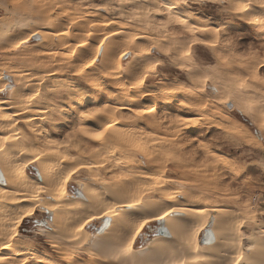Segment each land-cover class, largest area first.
<instances>
[{
  "label": "rangeland",
  "instance_id": "obj_1",
  "mask_svg": "<svg viewBox=\"0 0 264 264\" xmlns=\"http://www.w3.org/2000/svg\"><path fill=\"white\" fill-rule=\"evenodd\" d=\"M171 1L174 5L178 3L181 9L176 7V10L179 9L182 17L179 16L180 13H176L174 17L169 12L165 6L167 0L163 2L162 0H0V76L4 77L0 79V84H3L1 88L6 89V94L0 93V97L8 98L15 86L20 94H23L21 91L23 87L26 88L23 92L28 90L27 102L20 101L21 104L18 101L19 107L24 105L21 107L27 109L26 112L30 115L32 109L38 112L37 119L32 122L33 125L24 129L26 135L29 136L27 133L36 129L31 135L35 134L34 137L39 138L43 144H47L50 140L63 142L75 129L95 122L83 120L80 117L82 110L108 104L114 116L113 129L138 130L143 134L141 139L144 144L136 153L129 148L111 144L119 149L118 152L116 150L117 153L113 151V154L103 153L100 156L106 162V177L99 168L92 171L95 172L93 178L84 175L83 172L74 174L65 193L66 196L77 198L80 214L77 211H75L76 215L70 212L67 213L70 215H63L64 213L61 212L62 215L54 214L37 206L33 216L26 218V222L21 221L15 229L16 236L10 243L12 250L10 264H117L118 261L109 258V249L118 247L127 238L120 234L117 223H114L103 235H100V229L103 227L100 221L93 222L95 231H89L86 227L80 235L78 233L71 236V230L74 223L84 218L86 207L106 206L107 202L120 201L125 195L123 190L128 186L123 181L132 182L131 186L135 188L145 186L138 181L139 186L129 172H122L123 165H125L124 169H140L158 175L162 180L165 179L163 188H160L161 186L158 188L160 185L158 184L150 189L154 185L149 184L148 189L144 187L139 191L140 194L144 191L149 193L144 197V201L145 207L154 205L149 209L150 211H161L163 206L167 205L157 196L159 194H154L160 190L168 194L174 193L171 205L202 207L205 209L208 222L210 218L214 219L215 227L212 230L216 244L204 249V244L211 242V239L207 238L205 226L201 227L197 231L196 239L199 246L203 247V251L202 249L198 253L190 251L189 256L185 258L190 264H232L233 254L236 251L233 250L236 248L233 243H236L237 237L239 245L243 247L248 245L252 238L256 239L253 235L264 237V144L253 135V130L259 129L261 124H264V8L259 7L257 0H253L251 5H248L247 0ZM242 7L244 11H240ZM184 9L191 12V18L186 15ZM183 12L186 14L184 15ZM244 18H251L252 22L255 20L256 22L250 25ZM95 19L96 22L100 19L114 20L120 30L116 28L115 30L108 28L109 31L100 30L101 32L98 29L83 30L86 20L92 22ZM178 20L184 22L177 23ZM74 23L76 25H73ZM78 23L81 26H77ZM161 23L168 24L166 31L160 29ZM195 24L204 28L210 27L211 32H193L191 28ZM41 26L44 28L47 26L48 30L51 28L61 30L62 36L65 37L63 40L68 43L72 41V35L79 33L77 40L80 43L74 44L80 45L73 46L71 50H64L60 53L61 56L56 55L54 41L43 39L41 42L40 36L33 39L26 38L29 32ZM77 27H81L82 30L71 33ZM92 32H95L93 41L92 38L87 40L89 33ZM111 32L115 34L111 35ZM131 32L138 33L143 39L129 40L134 36L129 35ZM21 39L26 43L15 47L16 41L20 42ZM40 43L44 44L43 48ZM48 45L49 47H45ZM51 48L53 50L50 51ZM107 49L111 51L107 53ZM121 50L130 52L131 56L121 57L116 65L114 58L122 52ZM160 51L164 54L158 55ZM75 52H78L79 57L74 55ZM174 52L176 53L173 54ZM186 53L190 54L186 55ZM104 54L108 59H105L106 63L102 59ZM75 57L77 58L74 59ZM72 58L75 61L70 62ZM91 58L93 59L90 62ZM103 65L105 68L106 66L111 68L112 87L107 86L108 82L103 79H95L99 67ZM14 70L22 74L25 72L23 79L21 78L22 80L16 85L10 76L12 71L15 72ZM33 72L50 76L49 82L39 81L40 84L34 82L37 87L39 86L34 87L32 81L31 83L30 80H26ZM58 76L68 79L72 91L75 89L74 98L69 106L60 104L63 94L68 92L67 89L55 86L49 91V95L44 92V87ZM24 80L28 83L26 84ZM10 84L14 87L10 88ZM42 85L45 86L42 88ZM212 88L218 89V92H212ZM132 90L135 92L128 95L127 93ZM42 92L44 95L40 96ZM114 93L124 96L123 99L114 97ZM146 94H149L150 101L144 105L141 99L148 98ZM106 97H112L115 103L109 101L107 103ZM170 97L176 102L166 105L165 101ZM20 98L21 96L16 97V99ZM35 98L38 99L34 102ZM114 98L120 100L117 103L132 110H118L120 104L118 105ZM36 101H39L38 104ZM28 102L34 103L25 104ZM228 104L232 105L230 109ZM58 106L61 107L60 110L57 109ZM146 106L156 108L153 110L156 117L150 114L144 115ZM138 112L142 114L138 115ZM183 116L197 119L194 122L190 121L192 123L189 126L174 124V119ZM28 118L25 117V120L27 121ZM154 118L159 119L155 121ZM76 136L69 143V147L62 149L65 151L61 152L69 156L72 154L70 156L72 160L73 156L75 160V152H70L69 149H72L70 145ZM81 154L87 155L85 152ZM60 159L63 157L60 156ZM133 166L134 168H131ZM22 170L32 178L40 180L36 165L30 164ZM119 177L123 179H118ZM79 182H83L85 186L92 185L89 187L91 196L88 199L91 201L87 199V203H91L88 205H85L80 194ZM128 196L127 199L132 200L130 199L132 195L130 198ZM125 210L138 211V209ZM49 217H54V223L52 219H48ZM45 220H48L47 228L33 224V221ZM237 223L241 225L239 228ZM176 224L177 226H174ZM176 224L170 223L168 226L171 235L166 236L165 241L158 240L160 236L165 237L158 229L151 230V235L146 238L138 237L132 248L138 250L147 248L139 260L130 259L129 264H164L171 259L178 257L181 259L180 247L185 240H188L184 235L188 226L177 222ZM252 228H258L260 233H254L251 231ZM6 230L0 231V243L7 240L8 230ZM249 230L253 234L248 233ZM97 234L100 236L90 247L89 241ZM76 237L78 238L75 239ZM261 252H256L244 264H264V251ZM7 262L9 263L7 260L5 264H8Z\"/></svg>",
  "mask_w": 264,
  "mask_h": 264
},
{
  "label": "bare ground",
  "instance_id": "obj_2",
  "mask_svg": "<svg viewBox=\"0 0 264 264\" xmlns=\"http://www.w3.org/2000/svg\"><path fill=\"white\" fill-rule=\"evenodd\" d=\"M166 1V0H165ZM178 1V0H177ZM176 4V3H175ZM165 6H166V8L169 10V12L174 16V15H176V13L177 14H179L180 13V11H179V9H181V8H179L178 7V3L176 4V5H174V3H173V1H171V0H167V2L165 3ZM176 7H178L179 9H178V11L176 10ZM184 11L187 13H185L187 16L189 15V17H190V15H191V12H189L188 10H186V9H184ZM183 14H184V12H183ZM184 14V15H185ZM94 17H95V15H93ZM179 16H181V13H180V15ZM104 17V16H103ZM175 17V16H174ZM177 17H178V15H177ZM182 17V16H181ZM256 17V16H255ZM78 18V17H77ZM93 18V17H92ZM191 18V17H190ZM264 18V17H263ZM90 19V18H89ZM94 19V18H93ZM102 19H104V18H102ZM189 19V18H188ZM245 20L247 19V18H244ZM253 19V18H252ZM257 19V18H256ZM25 20V19H24ZM81 20V19H80ZM183 20V19H182ZM259 20V19H258ZM26 21V20H25ZM94 21V20H93ZM91 22V21H89V20H86L85 22L86 23H84V24H86L84 27H82L83 28V30L85 29V31H87V30H96V29H98L99 31L100 30H103V31H109V29L108 28H113L114 30H115V28L116 29H119L118 27L119 26H117V24H116V22L114 21V20H98L99 22H96V19H95V21L94 22ZM20 22H22V21H20ZM84 22V21H83ZM119 22V21H118ZM246 22H249V24L251 25V23H255L256 22V20L255 21H253L252 22V20H251V18H249V19H247L246 20ZM80 23V22H79ZM77 24V26L78 25H80V24ZM196 23V22H195ZM254 23H253V25H254ZM82 24V23H81ZM185 24V23H184ZM187 24V23H186ZM257 24V23H256ZM41 25V24H40ZM39 25V26H40ZM73 25H76L75 23L73 24ZM189 25V24H188ZM192 25V24H191ZM199 25V24H198ZM30 26V25H29ZM81 26V25H80ZM122 26V25H121ZM196 24L194 25V26H192L193 28H191L192 30H193V32L194 31H196V32H199V33H203L202 31H199L198 29L199 28H202V27H200V26H196ZM4 27V26H3ZM47 26H45V28L44 27H39V28H37V30L35 29V31H32V32H29L28 34H27V36H26V38L28 39L29 38V35H31L33 32L34 33H36L37 34V36H40L41 37V42H42V40L44 39H47V41L49 40V41H54V47H56L55 48V54L57 55V54H59L60 55V53L61 52H63L64 50H71L72 49V47L73 46H78V45H80V44H74V43H80V41L79 40H77V36H78V34H76L75 36H73L71 33H74V31H76V30H78V31H80V30H82L81 29V27L79 28V27H77V28H74V30H72V32L70 33V35H72V41H70L69 43L68 42H66V41H64L63 40V38H65V37H63L62 36V34H60V35H55V33H63V32H61V30H52V28H51V30H48L47 28H46ZM58 27V26H57ZM76 27V26H75ZM204 28V27H203ZM208 29L210 28V27H207ZM50 29V28H49ZM120 30V29H119ZM128 30H129V28H128ZM131 30V29H130ZM211 30H212V28H211ZM3 32V31H2ZM96 32V31H95ZM94 32V33H95ZM101 32V31H100ZM122 32V31H121ZM121 32H120V34H121ZM208 32H211V31H208ZM94 33L92 32V33H89V36L87 37V40H89V39H91L92 41H93V39H94ZM112 33L113 32H111L110 34L112 35ZM207 33V32H206ZM65 34V33H64ZM19 35V34H18ZM124 35V34H123ZM128 35V34H127ZM130 36H132V35H134V36H132V38H129V40L130 39H132L133 41H136V40H140V39H143V37L141 36V35H139L138 33H136V34H134V32H131V34H129ZM20 37V36H19ZM67 37V36H66ZM25 39V38H24ZM65 40H67V39H65ZM71 40V39H70ZM84 40V39H83ZM113 40V39H112ZM119 40V39H118ZM128 40V39H127ZM39 41V42H40ZM110 41V40H109ZM13 42V41H12ZM14 43V42H13ZM20 42H18V41H16V43H15V47H17V44H19ZM110 43V42H109ZM115 43V42H114ZM140 43V42H139ZM11 44V43H10ZM40 44H42V48H43V43H40ZM39 44V45H40ZM65 44H67L68 45V47H65ZM134 44H135V42H134ZM133 44V45H134ZM167 43L165 42V45H166ZM14 45V44H13ZM21 45V44H20ZM38 45V46H39ZM82 45V44H81ZM86 45V44H85ZM117 45V44H116ZM127 45V44H126ZM38 46H36V49H37V47ZM87 47H89L88 45H86ZM20 47V46H19ZM33 47V46H32ZM31 47V48H32ZM45 47H49V45L48 46H45ZM80 47V46H79ZM107 47V46H106ZM114 47V46H113ZM129 47V46H128ZM170 47V46H169ZM172 47V46H171ZM11 48V47H10ZM26 48V47H25ZM126 48V47H125ZM110 49V48H109ZM118 49V48H117ZM160 49H162V48H160ZM165 49H166V47H165ZM169 49V48H168ZM175 49V48H174ZM51 50H53L52 48L50 49V51ZM106 50V49H105ZM104 50V51H105ZM116 50V49H115ZM171 50H173L172 48H171ZM111 50H108L107 49V53L108 52H110ZM122 51V50H121ZM175 51V50H174ZM179 51V50H178ZM66 52V51H65ZM113 52V51H112ZM112 52H111V54H112ZM39 53V52H38ZM54 53V52H53ZM78 52H75L74 53V55L76 54V55H78L77 57H79V54H77ZM125 53V51H122L121 53H119V55L118 56H116L114 59H115V61H116V65H118V63L120 62V59H121V57L123 56V54ZM176 52H174L173 54H175ZM93 54V53H92ZM106 54V53H105ZM105 54L102 56L103 58V61H104V63H106L107 61H105V59L106 60H108L106 57H104L105 56ZM162 55V54H164L162 51H160V52H158V55ZM166 54V53H165ZM36 55V54H35ZM50 55V54H49ZM58 55V56H59ZM75 55V56H76ZM144 55H145V53H144ZM147 55V54H146ZM34 56V55H33ZM51 56H52V54H51ZM61 56V55H60ZM107 56V55H106ZM109 56V55H108ZM148 56V55H147ZM35 57V56H34ZM49 57V56H48ZM69 57V56H68ZM77 57H75L74 59H76ZM85 57V56H84ZM83 57V58H84ZM92 57V56H91ZM64 58V57H63ZM67 58V57H66ZM86 58H87V56H86ZM149 58H151V57H149ZM68 59V58H67ZM73 58H72V60H70V62L71 61H75ZM92 59L93 58H91V60H90V62L92 61ZM78 60V59H77ZM77 60H76V62H77ZM143 60V59H142ZM83 61V60H82ZM110 61V60H109ZM113 61V60H112ZM155 61V60H154ZM69 62V61H68ZM75 62V63H76ZM85 62V61H84ZM83 62V63H84ZM86 62H89V61H87L86 60ZM99 62V61H98ZM149 62V61H148ZM80 63V62H79ZM78 63V64H79ZM53 64H54V62H53ZM72 65H74L73 63H71ZM144 64V63H143ZM52 65V64H51ZM67 65V64H66ZM65 65V66H66ZM83 65V64H82ZM91 65V64H90ZM93 65V64H92ZM91 65V66H92ZM105 65V64H104ZM104 65L103 66H101V67H99L100 68V70H99V72H97V74L95 75V77H97V78H95V79H97V80H100V79H103L104 81H107L108 83H107V86H109V87H112V79H111V68H109L108 66H106V68L104 67ZM64 66V65H63ZM71 67V66H70ZM88 67H90V66H88ZM51 68V67H50ZM67 68V67H66ZM85 68V67H84ZM98 69V68H97ZM91 70V69H90ZM15 72H13L12 71V74H10V76L12 77V79H13V81H15V85H16V83L18 82V81H20V80H22L23 78V75H25L24 73L22 74V72L21 73H19L18 71L16 72V70H14ZM127 71V70H126ZM27 72V71H26ZM29 72H31V71H29ZM122 72V71H121ZM124 72V71H123ZM127 73V72H126ZM28 74V73H27ZM113 74V73H112ZM129 74V73H128ZM130 76V75H129ZM50 77V76H49ZM48 76H44V75H39V73L38 74H36V73H30L29 75H28V78H26V80H30L29 82H31L32 83V85L34 86V87H37V85H35L36 83H34V82H38L39 83V81L41 82H45L46 83V81H48L49 82V80L50 79H48L49 78ZM119 77V76H118ZM22 78V79H21ZM93 78V77H92ZM113 78V77H112ZM123 78V77H122ZM24 79H25V77H24ZM134 79V78H133ZM114 80V79H113ZM131 80V79H130ZM135 80H137V79H135ZM129 81V80H128ZM22 82V81H21ZM24 82H25V80H24ZM41 82V83H42ZM103 82V81H102ZM26 83V82H25ZM23 83L24 84V86L28 83ZM37 83V84H38ZM77 83V82H76ZM80 83H82V82H80ZM94 83V82H93ZM98 83H99V81H98ZM121 83H123V82H121ZM129 83H132V82H129ZM137 83V82H136ZM40 84V83H39ZM87 84V83H86ZM133 84H135V83H133ZM2 83L0 84V88L2 87ZM31 85V84H30ZM29 85V86H30ZM89 85H91V84H89ZM126 85V84H125ZM130 85V84H129ZM18 86H19V83H18ZM27 86V85H26ZM32 86V87H33ZM43 86H45V85H42L41 87L43 88ZM55 86H60V87H62V88H64V90L65 89H67L68 90V92H66L65 94H63V96H62V98L60 99L61 101H60V104H63V105H66V104H68V106H69V104L71 103V100L74 98V90L72 91V89L70 88L71 87V83L70 82H68V79H66L65 77H61V76H58V77H56V79L53 81V82H51V83H49V85L47 86V87H44L45 89H44V92H46L47 94L49 93V91H51L52 89H53V87H55ZM127 86V85H126ZM131 86V85H130ZM134 86V85H133ZM31 87V88H32ZM39 87V86H38ZM37 87V88H38ZM83 87V86H82ZM101 87V86H100ZM104 87V86H103ZM113 87H115V86H113ZM68 88H70L71 90L69 91V89ZM74 88V87H73ZM87 88V87H86ZM119 88V87H118ZM148 88V87H147ZM23 90H21V87H20V90L22 91V93L23 94H20V92H18V88H16V86L14 87V89H12V91H11V93L9 94V97L8 98H3V102H0V134H3V133H5V132H10V133H17V130H19L18 131V135H19V137H20V139H18V140H15L14 141V147H13V151H15L16 152V156L15 157H13V156H11V155H5L4 153H0V172L3 174V176H2V179L3 180H6L7 181V183L5 184V183H1L0 182V231L1 230H6L7 231V233H8V235H6L7 236V240L6 241H4V242H1L0 243V255H2V256H6L8 259H6V261L8 260V261H10L9 259H11V256H12V250H11V240L12 239H8V237L9 236H13V237H15L16 236V231H15V229H16V227H17V223H15V221H17V220H19V215H20V212H21V204H24L25 206L26 205H28V204H32L33 203V201L32 200H25L24 199V195L23 194H28V195H31V194H33V191H34V188L35 187H39V186H44V185H46V186H49V187H51L52 186V183H53V178H55L56 180H58L59 179V174H60V172H61V170H63L64 172H66L67 171V168L65 167V166H69L70 164L69 163H67L68 161H63V159H60V157L59 158H57V157H41V159H43V160H57V159H59L60 161H62V164H61V166H60V168H57V167H55L54 165H52V164H48V165H44V164H41V162L39 161V160H35L34 161V165H36L37 166V168H38V170H39V173H40V175H42L43 176V185H40L39 184V180H37L36 178H32L31 176H29L28 174H26L25 173V171H23L22 169H23V165L22 164H20V161H22V160H24V158H25V156H29V155H33L38 149H45V150H48V144H49V142L47 143V144H43L42 142H41V140L39 139V138H35L36 137V135L35 134H33V136L31 135L32 133V131L33 130H36V129H32V131H30L29 133H27L29 136H27L26 135V132L24 131V129L26 130V128L29 126V125H33L32 124V122L34 121V120H36L37 119V112L38 111H36V110H34V109H32L31 111H30V113H31V115L30 114H28L27 112V109H25L24 107H21V106H24V105H21L20 107H19V103H18V101L20 102V101H25V102H27L26 100H27V98H26V96L28 95V90H26L25 92H23L26 88H22ZM94 89V88H93ZM127 89H130V88H127ZM164 89H166V88H164ZM19 90V91H20ZM43 90V89H42ZM91 90V89H90ZM114 90V89H113ZM119 90V89H118ZM118 90H116V91H118ZM38 91V90H37ZM79 91V90H78ZM120 91V90H119ZM138 91V90H137ZM36 92V91H35ZM38 92H41V91H38ZM133 92H135V91H131V92H128L127 94L128 95H132L133 94ZM78 93V92H77ZM113 93V92H112ZM35 94V93H34ZM33 94V95H34ZM151 94V93H150ZM18 95V96H17ZM30 95V94H29ZM40 95V94H39ZM42 95H44V93L42 92L41 93V95L40 96H42ZM49 95V94H48ZM149 95V94H148ZM147 94H146V96L148 97V98H146V97H144L143 99H141V103H143L144 105H146V103H148L149 101H150V97L148 96ZM13 96V97H12ZM21 96V98L20 99H16V97H20ZM32 96V95H31ZM35 96H36V94H35ZM38 96V95H37ZM47 96V95H46ZM108 96V95H107ZM113 96L114 97H117V98H119V99H123V97L124 96H122V95H120V94H118V93H114L113 94ZM28 97V96H27ZM29 98V97H28ZM33 98V97H32ZM42 98V97H41ZM38 99V98H37ZM36 98L33 100L34 102H35V100H37ZM46 99V98H45ZM106 99H107V103H108V101L109 102H112V103H115V102H113V100H112V97L111 98H109V97H106ZM115 99L116 98H114V101H115ZM29 100H31V98L29 99ZM28 100V101H29ZM41 100V99H40ZM44 100V99H43ZM47 100V99H46ZM45 100V101H46ZM117 101H116V103L118 102V101H120V100H118V99H116ZM125 101H126V99H125ZM128 101V100H127ZM22 102H20L21 104H22ZM34 102H31L32 104L34 103ZM37 102H39V101H36V104H38ZM42 102V101H41ZM176 102V100L173 98V97H170L169 99H168V101H165V103H166V105L168 104V105H170V104H172V103H175ZM30 103V104H31ZM129 103V102H128ZM25 104H28V105H30L29 104V102L28 103H25ZM42 104V103H41ZM59 104V105H60ZM118 105L120 104V103H117ZM143 104H140V105H143ZM150 104H151V102H150ZM35 105V104H34ZM43 105H44V103H43ZM108 105V104H107ZM117 105V106H118ZM71 106V105H70ZM28 107H30V106H28ZM119 108H118V110L119 109H121V110H132V109H130V108H128L127 106H124L123 104H120L119 106H118ZM147 107V106H146ZM33 108H34V106H33ZM36 108V107H35ZM37 108H38V106H37ZM40 108V107H39ZM73 108V107H72ZM117 108V107H116ZM115 108V109H116ZM132 108V107H131ZM141 108H143L142 106H141ZM58 110H60L61 109V107L60 106H58V108H57ZM112 109H114V108H112ZM136 109V108H135ZM138 109V108H137ZM146 109V110H145ZM154 109H156L155 107H150V108H144V110H145V112H146V114H144L145 116L148 114V116H149V114L150 115H153L154 117H156L155 115V113L153 112V110ZM29 110V109H28ZM44 110V109H43ZM117 110V109H116ZM184 110V109H183ZM27 111V112H26ZM140 111V110H139ZM17 112H19L20 114L19 115H16V113ZM109 112H110V116L109 117H97V120H94L95 122L94 123H89L90 125H93L95 128H99V127H102L103 125L100 123V121H102V120H107V121H109L110 123H112V125L114 124V116H113V112H112V110H111V107H109ZM131 113H133L132 111H131ZM144 113V112H143ZM116 114V113H115ZM36 115V116H35ZM56 115V114H55ZM29 117L28 118V120L26 121L25 120V117ZM169 116V115H168ZM167 116V117H168ZM177 116V115H176ZM166 117V116H165ZM184 117V116H183ZM178 118H180V117H177V119ZM155 119V121L156 120H158L159 118H154ZM13 120H15V121H18V123L16 124V127L15 128H10V124H11V122L13 121ZM67 120V119H66ZM162 120V119H161ZM175 120V119H174ZM83 122V121H82ZM93 122V121H92ZM34 123V122H33ZM39 123V122H38ZM192 122H189V123H187V124H185L186 126H189L190 124H191ZM88 124V125H89ZM35 125V124H34ZM122 125V124H121ZM156 125H158V124H156ZM132 127H134V126H132ZM140 127V126H139ZM147 127V126H146ZM149 127V126H148ZM136 128V127H135ZM124 129V128H123ZM85 130H93L92 128H86ZM35 133V132H34ZM120 134H123L128 140H129V145H124V144H121L120 142H119V140L117 139V137L120 135ZM141 134H142V132H141ZM141 134H140V132H138V130H132V129H125V130H117L115 133L113 132V130L112 129H110L109 130V135L106 137V141L107 142H105V141H91V140H88L86 137H83V136H76V138H75V140L71 143V145H70V147L72 148V149H69L70 150V152H75V160H74V156H73V160L75 161L74 162V164H79L80 162H83V163H86V164H102L103 165V167H93V168H91V169H88V168H83V169H81V171L80 172H83V174L84 175H89L91 178H93V176H94V174H95V172L93 173L92 171H95V169L96 168H99L101 171L100 172H103V175H104V177H106V173H105V165H106V162L104 161V159L103 158H100V156H101V154H105V155H107V153H114V152H116V150H117V147L115 148L113 145H111V144H117L118 146H121V147H124V148H129V149H131L132 151H134L135 153L136 152H138L139 150H141L142 149V145H144L143 144V140L141 139ZM33 137V138H31V136ZM143 135V134H142ZM35 136V137H34ZM46 142V141H45ZM140 143H142V144H140ZM94 144H96V145H94ZM5 147H7V146H5ZM85 148H87V149H85ZM90 148H92V149H90ZM25 149H27V151H25ZM144 149V148H143ZM56 151H58V152H64V151H62V149L60 150V149H55ZM107 150H109V151H107ZM119 150V149H118ZM118 150H117V152H118ZM114 151V152H113ZM21 152H23V155H21L20 153ZM83 152H85L87 155H82L81 153H83ZM116 152V153H117ZM72 155V154H71ZM70 155V156H71ZM119 156H120V154H118ZM62 156V155H61ZM122 156V155H121ZM120 156V157H121ZM63 157V156H62ZM33 158H34V155H33ZM72 158V157H71ZM71 160V162H73V160L72 159H70ZM71 166V165H70ZM124 167H125V165H123L122 166V168H121V171L122 172H129L131 175H133V177H134V180L137 182V184H138V181H140L139 183H141V185L142 184H145V188H149L148 186H149V184H151V185H154V186H152V187H150V189L152 188H154V187H156L155 185H157L158 186V184H160L159 186H158V188L160 187V188H163V186H164V181H165V179L164 180H162V179H160L159 181H156V180H151V179H149V177H152V176H154L152 173H148L147 171H144V170H140V169H138V170H136V169H132V170H130V169H127V168H125L124 169ZM131 168H134V166L133 167H131ZM143 169V168H142ZM78 173V172H77ZM98 174V173H97ZM102 174V173H101ZM156 176V175H155ZM158 176V175H157ZM96 177V176H95ZM94 177V178H95ZM88 179V178H87ZM90 180H92V179H90ZM94 180V179H93ZM92 180V181H93ZM90 182V181H89ZM144 182H147V183H144ZM123 183L125 184V185H128L127 187H125V190H123V192L125 193V195H124V197L121 199V200H124L125 198H127V196H128V194H129V198H130V196L132 195V194H136V196L137 197H139V191H140V189L141 188H144L143 186L140 188V187H138L137 185V188H135L134 186H131L132 185V182H128V181H123ZM135 183V182H134ZM155 183V184H154ZM130 184V185H129ZM87 185V184H86ZM139 186H140V184H138ZM79 186H80V194L82 193V196H83V198L84 197H87V199L88 198H90V190H89V187L90 186H92L91 184H88L87 186H85L84 185V183L83 182H79ZM94 186V185H93ZM133 187V188H132ZM135 188V189H134ZM157 188V189H158ZM166 190H169V189H166ZM96 191V190H95ZM160 191V190H159ZM157 191L156 193H154V194H159V195H157L159 198H161V200L163 201V202H165V203H167V205H169L170 204V202H171V200H172V198L174 197V193H170L169 192V194L168 193H164V191L162 192V191ZM159 192V193H158ZM166 192V191H165ZM174 192V191H173ZM123 193V194H124ZM93 195H94V193H92ZM45 194H41V196H44ZM52 195L54 196L55 195V193H52ZM94 196H96V195H94ZM132 197L133 196H131V198L130 199H132ZM92 198V197H91ZM77 198H75V197H71L70 195H67L66 196V194H65V196L63 197V198H60V199H57L56 200V205H58V206H54L53 204H52V202L51 201H49L46 197L42 200V201H36L35 203L37 204V206H41L42 208H45V209H48V212H53L54 214H57V213H59V214H63V215H65V214H67V213H71V214H74L75 213V215H76V212L75 211H77V212H79V214H80V210H79V208H78V206H80V205H78V203H76L77 202V200H76ZM94 199V198H93ZM92 199V200H93ZM90 199H88V201H89ZM95 200V199H94ZM128 201H132V200H129V199H127ZM91 201V200H90ZM78 202H80V201H78ZM80 203H83L82 201L80 202ZM88 203H91V202H88ZM88 203H87V205H88ZM78 205V206H77ZM86 205V204H85ZM90 205V204H89ZM166 204L163 206V208L164 207H166L167 206ZM173 205H176V204H173ZM187 207V206H186ZM162 208V209H163ZM191 208H193V209H201L202 207H191ZM161 209V210H162ZM202 209H204V208H202ZM130 210V209H129ZM82 211V210H81ZM83 211H84V209H83ZM123 211V210H122ZM126 211V210H125ZM61 212V213H60ZM156 212H160V210H158V211H156ZM216 213H217V211H216ZM61 214V215H62ZM67 215H70V214H67ZM66 215V216H67ZM84 215H86V212L84 213ZM219 215V214H218ZM57 216V215H56ZM60 216V215H59ZM82 217H83V215H82ZM81 217V218H82ZM26 218H28V217H26ZM25 218V219H26ZM61 218V217H60ZM73 218V217H72ZM77 218V217H76ZM78 218H80V217H78ZM115 218H117V217H115V215H113L112 216V219L114 220ZM189 218H196L195 216H193V217H189ZM188 218V219H189ZM219 218V217H218ZM71 219V218H70ZM83 219V218H82ZM82 219H79V221L80 220H82ZM202 221H203V223H201L199 226H198V228L197 229H195V230H193V229H191V230H193L194 232H195V234L193 235V237L191 238V240H185L184 242H183V244L181 245V247H180V249H181V251L180 252H182V256H181V260H183L184 261V264H190V262L188 261V260H186L185 258H186V256H189V253H190V251H195L196 253H198L203 247H201V246H199V244H198V242H197V239H196V234H197V231L201 228V227H203V226H206L207 225V223H208V219L206 218V212H204V215H203V217H201L200 218ZM62 220V219H61ZM73 220V219H72ZM77 220V219H76ZM52 221H53V219H52ZM63 221V220H62ZM78 221V222H79ZM217 221V220H216ZM78 222L75 224L74 223V226L72 225V223H71V225H72V233H71V236H75L76 234H78V235H80L81 234V232H77L76 231V226H78ZM219 222V221H218ZM53 223H54V221H53ZM67 223V222H66ZM170 223H172V224H176V221H168L167 222V228H168V226L170 225ZM58 224V223H57ZM64 224V223H63ZM68 224V223H67ZM238 225H237V228H239L241 225L239 224V223H237ZM62 225V224H61ZM60 225V226H61ZM249 225V224H248ZM70 226V225H69ZM68 226V227H69ZM174 226H177V224L176 225H174ZM55 227V226H54ZM65 228V227H64ZM63 228V229H64ZM58 229V228H57ZM63 229H61V231L63 230ZM68 229V228H67ZM220 229V228H219ZM14 230V231H13ZM69 230V229H68ZM67 230V231H68ZM212 230V229H211ZM52 231V230H51ZM251 231H253L254 233L255 232H257V233H260V231H259V229L258 228H252L251 229ZM250 230H249V232L248 233H252ZM259 231V232H258ZM1 233V232H0ZM6 233V234H7ZM61 233V232H60ZM67 233V232H66ZM70 233V232H69ZM68 233V234H69ZM212 233H213V230H212ZM217 233V232H216ZM215 233V234H216ZM256 233V234H257ZM63 234V233H62ZM61 234V235H62ZM65 234V233H64ZM253 234V233H252ZM213 235H214V233H213ZM249 235H251V234H249ZM98 236H100L99 234H97V235H95L94 237H92V239L94 238V240L96 241L97 239H98ZM215 236V235H214ZM233 236H235V235H233ZM236 237V236H235ZM251 237H252V235H251ZM253 237H255L256 239H254V238H252L251 239V242L248 244V245H246V246H240L239 245V243H238V241H239V239H238V237L236 238V243L234 242L233 244H235L236 246V248L235 249H233V250H236L235 251V254H233V256H234V263H232V264H235V261L237 260V259H240V256H241V253H243V259H241L240 260V264H244V262H246L247 260H250V258L251 257H253V255L254 254H256V252H258V251H264V237H261V236H258V235H253ZM257 237H259V239L257 238ZM78 237H76L75 239H77ZM232 238V237H231ZM127 239V238H126ZM167 238H166V236L164 237H159L158 238V240L159 241H165ZM234 241H235V238L233 239ZM232 240V241H233ZM216 240H215V238L211 241V242H209V243H206V244H204L205 245V247H204V249H206L207 247H210L212 244H216V242H215ZM231 241V242H232ZM4 243H7L8 245H9V247H7V248H3V244ZM218 243V242H217ZM230 243V242H229ZM149 244H151V242L149 243ZM94 245V244H93ZM117 245V244H116ZM203 246V245H202ZM146 248L147 247H145V248H143V249H141V250H138V249H135V248H132V252L131 253H129L128 254V257L127 258H129V261H131V260H134V261H137V260H139L142 256H143V253L145 252V250H146ZM16 251V250H15ZM202 251H203V249H202ZM17 252V251H16ZM169 252V251H168ZM201 252V251H200ZM261 252V253H262ZM15 253V252H14ZM14 253H13V255H14ZM177 254H178V252H177ZM172 255V254H171ZM181 254L179 253V255L178 256H180ZM184 255V256H183ZM177 256V257H178ZM15 257V256H14ZM13 257V258H14ZM17 257H19V256H17ZM183 257V258H182ZM179 258V257H178ZM233 258V257H232ZM17 259V258H16ZM18 259H20V258H18ZM17 259V260H18ZM123 259V258H122ZM131 259V260H130ZM180 259V258H179ZM94 260V259H93ZM5 261V262H6ZM169 261V260H168ZM232 261V262H233ZM11 262V261H10ZM8 263V262H7ZM111 263V262H110ZM134 263V262H133ZM137 263V262H136ZM166 264H169V262H165ZM164 263V264H165ZM9 264V263H8ZM118 264V263H117ZM163 264V263H162Z\"/></svg>",
  "mask_w": 264,
  "mask_h": 264
},
{
  "label": "snow or ice",
  "instance_id": "obj_3",
  "mask_svg": "<svg viewBox=\"0 0 264 264\" xmlns=\"http://www.w3.org/2000/svg\"><path fill=\"white\" fill-rule=\"evenodd\" d=\"M163 2V0H162ZM259 7L264 8V0H257ZM248 5H251L253 3V0H247ZM240 11H244V8L242 7ZM177 23H183L184 21H176ZM160 29L167 30L168 24L167 23H161L159 25ZM199 31L207 32L210 31L208 28H199ZM215 31H219V29H214ZM61 33H55V35H60ZM113 34H115L113 32ZM38 38L36 33H32L29 35V39ZM26 41L21 39L20 43L17 44V47L20 46V44H25ZM65 47H68L67 44H65ZM155 45H153V48ZM102 55V49L101 53ZM154 54V53H153ZM190 54V53H186ZM130 52H125L122 56V58L130 57ZM96 61H93L95 63ZM3 76H0V79H3ZM9 87H14V85L10 84ZM212 92L217 93L218 89L212 88ZM0 93L6 94V89L0 88ZM0 102H3V97H0ZM227 103V102H225ZM229 109L232 107L231 104L227 105ZM20 113L17 112L16 115H19ZM138 115H141V112L137 113ZM109 106L107 104L103 106H96L90 110H82L80 112V117L83 120H95L97 117H109ZM197 118L192 117H180L178 119H175L173 122L174 124H187L190 121L194 122V120ZM18 121L13 120L10 124V128H15ZM100 123L103 125L102 127L95 128L93 125H83L78 129H75L72 133L69 134V136L65 139V141H58V140H50L48 144V150L45 149H38L33 155L25 156L24 160L20 161V164H22L25 168H27L30 164L34 166V161L39 160L41 164L48 165L52 164L57 168H60L62 161L59 159L57 160H43L41 157H57L59 158L61 155L63 156V161H69L71 166H65L67 168V171L64 172L61 170L59 174V179L56 180L53 178L52 186H39L35 187L33 194H23L25 200H32V204L24 205L21 204V212L19 215V220L15 221V223L19 224L21 221H25L26 217H32L33 213L36 211L37 204L36 201H42L45 197L52 202L54 206L56 205V200L63 198L65 196V189L68 186V183L70 180H72L75 173L80 172L83 168L91 169L93 167H103L102 164H86L83 162H80L77 164H72L70 161V156L67 153H60L56 151L55 149H66L69 147V143L71 140L76 136L80 135L83 137H86L88 140L91 141H106V137L109 135V130L113 129L112 123H110L107 120H102ZM86 128H92L93 130H85ZM19 130H17L18 133ZM117 130L113 129V132L115 133ZM17 133H10L5 132L3 134H0V153H4L5 155H11L13 157L16 156V152L13 151L14 141L20 139L19 135ZM253 135L256 137V139L264 144V124H261V127L259 129L253 130ZM117 139L121 144L129 145V140L123 135L120 134ZM7 146V147H5ZM27 151V149H25ZM23 155V152L20 153ZM203 163V161L201 162ZM37 175L39 174V171L37 170ZM3 174L0 173V182L7 183L6 180L2 179ZM118 179H123V177H119ZM151 180L159 181L161 179L160 176H152L149 177ZM39 184L43 185V176L40 175ZM103 191V189H101ZM52 193H55L53 196ZM41 194H45L44 196H41ZM149 193L147 191L142 192L139 197H137L135 194H132L133 198L132 201H128L127 198L120 201H110L107 202L106 206H91L86 207L85 212L86 215H84V218L78 222V226H76L77 232H83L85 228L87 227L89 231H95L93 227L94 221H100V224L103 225V227L100 229V235H103L104 232H106L114 223H117L119 225V232L122 236H126L127 239L123 240L121 244L118 247L110 248L109 249V258L114 259L118 261V264H129L128 254L132 252V245L136 243L137 238H146L151 235V230L158 229L160 232H162L165 236H170L171 232L167 228V222L168 221H176L178 224L181 225H187L188 228L185 229L184 235L191 240L195 232L193 230L197 229L198 226L203 223V221L200 219L203 217L205 209H193L191 207H181L179 204L176 205H167L164 207L160 212H153L149 209L151 207H154V205H149L148 207H145V201L144 197L147 196ZM82 196V193H81ZM84 202L87 205V197H84ZM125 209H131L138 211L133 212H126L122 211ZM44 211H48V209H43ZM115 215L117 217V220H113L112 216ZM195 216V219H185V217H193ZM127 217V219H125ZM49 220L54 219V217H49ZM26 222V221H25ZM33 224H40L41 226L47 228L48 227V220L45 221H33ZM215 227V221L214 219L210 218L209 222L204 228V231L207 232V238L208 239H214V235L211 231L212 228ZM193 229V230H189ZM51 229H49L50 231ZM14 231V230H13ZM13 236H9L8 239H13ZM95 243L94 238L89 241V246L91 247ZM9 245L7 243L3 244V248H7ZM124 259H121V258ZM8 259L6 256L0 255V264H5V260ZM243 259V253H241L240 259H237L235 261V264H240V260ZM10 264V261H9ZM169 264H184V261L175 258L171 259L169 261Z\"/></svg>",
  "mask_w": 264,
  "mask_h": 264
},
{
  "label": "water",
  "instance_id": "obj_4",
  "mask_svg": "<svg viewBox=\"0 0 264 264\" xmlns=\"http://www.w3.org/2000/svg\"><path fill=\"white\" fill-rule=\"evenodd\" d=\"M213 239H211V241H212Z\"/></svg>",
  "mask_w": 264,
  "mask_h": 264
}]
</instances>
